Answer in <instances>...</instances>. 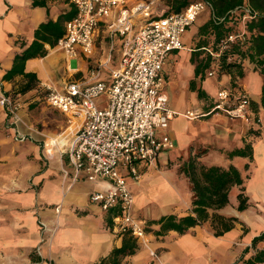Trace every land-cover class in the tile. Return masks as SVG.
Returning a JSON list of instances; mask_svg holds the SVG:
<instances>
[{"label": "crops", "instance_id": "1", "mask_svg": "<svg viewBox=\"0 0 264 264\" xmlns=\"http://www.w3.org/2000/svg\"><path fill=\"white\" fill-rule=\"evenodd\" d=\"M70 6L73 7L70 0H47L45 5H32L31 0H0V93H10L14 81L19 80L22 84L26 81L20 73L9 79L2 76L10 67L13 55L30 42L38 23L47 18L54 20ZM208 16L209 7H206L204 16L192 25L189 43L181 39L182 46L170 50L162 65L163 90L173 109L196 107L205 110L215 90L229 84L225 73L205 74L210 66L209 55L202 44L197 46L198 42L190 37ZM109 40L100 23L90 55L81 51L67 55L55 44L44 43L45 52L26 58L23 70L33 72L37 82L49 79L58 87L69 80L85 79L92 66H98V77L106 79L109 69L117 65L121 44L117 34L111 37V46ZM113 50L117 51L116 56L112 54ZM205 60L207 64L194 73L195 64ZM253 66L251 62L244 64L239 82L248 94L251 108L259 116L257 133L248 131L249 127L243 121L228 118L221 112L194 119L174 115L161 130L170 136L173 147L164 150L162 155L158 154L156 159L158 162L165 160L167 154L172 157L182 154L183 161L191 158L204 165L233 164L242 176L241 184L229 185L227 202L209 208L208 213L232 215L236 221L217 235L212 233L210 224L205 223L209 217L182 233L173 229L156 233L159 223L155 220L160 215L187 212L185 207L189 208L192 197L190 182L179 167H165L156 173L144 170L145 165L138 161L140 179L127 178V183L134 196L133 213L143 220L147 242L143 244L136 240L138 248L121 256L119 264H147L151 258L148 253L151 246L158 253V263L152 261L151 264H230L251 237L264 229V106L260 105L263 75ZM190 80H193V87ZM34 84L21 90V95L32 92L36 88ZM197 88L203 91L202 95H197ZM169 96L174 106L169 103ZM30 101H20L19 112L24 124L17 122L12 128L0 106V264H42L47 260L49 264H94L121 240L120 234L111 229L110 211L102 210L88 200V193L103 189L105 180L84 177L72 180L65 157L63 161L56 157L38 163V145L44 140L42 135L46 134L48 127L37 128L30 121L25 112ZM78 121L74 116L64 128H55L57 133L63 132L54 138L65 144L78 127ZM45 122L48 121L42 119L41 124ZM16 130L23 133V139H15ZM245 145V150L250 149V157L228 154L230 150ZM58 160L68 169L67 175L61 173ZM240 187L247 204L237 209L236 193ZM56 204L59 206L54 209Z\"/></svg>", "mask_w": 264, "mask_h": 264}, {"label": "built area", "instance_id": "2", "mask_svg": "<svg viewBox=\"0 0 264 264\" xmlns=\"http://www.w3.org/2000/svg\"><path fill=\"white\" fill-rule=\"evenodd\" d=\"M156 1L70 0L74 13L63 21V30L55 39V47L67 55L77 51L90 55L101 23L110 46L114 34L121 38L119 60L109 69L106 79L98 77V66H92L88 77L66 81L61 87L49 79L39 82L47 105L65 114L68 121L74 116L79 120L66 144L55 139L46 144L43 140L45 156H52L54 150L60 161L65 157L72 180L80 177L105 180L103 189L88 193V200L102 210L110 211L111 229L117 233L126 232L143 244L147 242L146 231L143 220L133 213L134 196L127 178H139L138 161L145 166L155 165L159 152L173 147L170 136L157 130L165 128L174 115L194 119L211 112L239 119L252 130L258 129L260 123L239 82L240 75L235 72L237 66L242 68L250 63L247 55L236 46L246 51L250 32L245 21L253 18L256 11L242 0L234 28L218 37L212 45L201 46L210 56V66L205 74L225 73L229 84L215 90L205 110L196 107L176 110L168 105L163 90L162 65L170 50L182 46L181 36L185 29L209 5L206 0H191L178 11L160 14L154 7ZM233 18L227 17L229 22ZM102 94L105 96L103 106L99 98ZM0 106L9 127L17 122L24 124L18 98L1 92ZM14 137L21 140L24 135L16 130ZM61 170L63 175L69 173L66 167ZM58 206L56 204L54 209ZM257 248L255 251L261 250L264 254V243ZM148 253L151 258H157L153 248H149ZM42 264H49V261ZM257 264H264V255Z\"/></svg>", "mask_w": 264, "mask_h": 264}, {"label": "trees", "instance_id": "3", "mask_svg": "<svg viewBox=\"0 0 264 264\" xmlns=\"http://www.w3.org/2000/svg\"><path fill=\"white\" fill-rule=\"evenodd\" d=\"M191 0H157L155 2V10L160 14L168 11H178L182 9ZM209 5V16L197 27V32L210 34V41L200 40L197 46L212 45L218 37L234 28L242 0H206ZM251 9L256 11V15L245 21V26L250 32L249 44L246 51H241L239 47L236 49L247 55L249 61L253 62L258 71L263 75V82L260 86V105L264 106V0H246ZM47 0H31L32 5H45ZM74 8L70 6L64 12L59 13L52 20L47 18L45 21L39 22L33 30V37L30 42L25 45L19 52L15 53L12 58L10 67L4 72L2 78L9 79L15 74H22L26 81L22 84L21 90L24 91L33 86L35 74L30 71L23 70V63L26 58L42 55L45 52L44 43L53 45L55 39L62 33V21L71 17ZM234 13V14H233ZM231 15L232 22L227 17ZM222 17V19H219ZM253 30V31H252ZM208 55V54H207ZM210 59V56H209ZM84 64L87 63L83 57ZM207 64L198 61L195 64L194 73H197ZM241 66H237L235 72L241 75ZM190 86L193 87V80H190ZM203 91L197 88V95L200 96ZM250 132L257 130L248 129ZM245 147L234 148L228 154L248 155L250 157V149ZM190 182L192 197L190 205L186 213L176 215L174 213H166L160 215L155 222L159 223L156 233H161L167 229H173L178 233L184 232L189 226L198 224L206 218H210V227L212 233L217 235L229 229L236 217L212 212L208 213L209 208H217L227 202V189L231 184H241L242 176L239 170L233 165L220 166L216 164L204 165L196 163L194 159L188 158L179 165ZM237 209L246 206V196L242 193V188L236 193ZM121 236L120 244L113 246L109 252L102 256L94 264H119V259L125 254L133 253L138 248V242L134 237L126 232L119 233ZM264 237V229L250 239V244L254 245L258 240ZM248 249L247 246L242 248L238 257L230 264H257L263 258V251L257 250L253 254L243 257V252Z\"/></svg>", "mask_w": 264, "mask_h": 264}, {"label": "rangeland", "instance_id": "4", "mask_svg": "<svg viewBox=\"0 0 264 264\" xmlns=\"http://www.w3.org/2000/svg\"><path fill=\"white\" fill-rule=\"evenodd\" d=\"M204 14H205V9H203L200 13H198L195 20L182 33L181 39L183 42H185L186 44L189 43V34H190V31L192 30V25L195 24V22H198L204 16ZM190 37H191V39H194L196 41V43L199 42L200 40H203V39L205 41H210V38H211L210 34H207V33H200L199 34V32H197V30L194 32V34L190 35ZM112 54L114 56H116L117 51L113 50ZM36 82L37 81H35V84H34L36 88H34V90L32 89L31 90L32 92L28 93L27 95H24V96L21 95V92H20L21 89L20 88L22 86L21 85L22 82L19 80L14 81L12 83V86H11L9 92L12 95H14L16 98H18L19 101H26V100L31 99L30 104H27L25 112H27L30 121L35 124V127H37V128H41L43 126L48 127L47 132H45L46 134L42 135L43 139L46 142H48L49 140H51L54 137H57L61 132H63V131H61V132L57 133L56 131H54L55 128L57 130L58 129L60 130V129L64 128L67 124H69V122H68L65 114H63L57 110H54V109H52L46 105V103L42 97V90L39 86H37V84L39 85V81L37 82V84H36ZM99 98H100V105H102V106L105 105L104 94L100 95ZM168 101L171 104V106L175 105V103L173 102V99H171L170 96L168 97ZM35 119H37L36 122L33 121ZM42 119H46L48 122L47 123L45 122L43 125V124H41ZM59 125H60V127H59ZM161 130L162 129H158L157 131L160 132ZM38 146H39V150H40V157L37 158L39 164H42V162H46L47 159L51 160V159L57 157L54 150H53L52 156H50V157L45 156L43 141H40V144ZM47 146H49V145H47ZM163 153H164V150L160 151L159 155H162ZM164 159L165 160L160 159V161L156 162L155 165L145 166L144 170L159 173L165 167L172 166L175 169V167L176 168L179 167L178 165L183 161V159H185V157H183L182 154H178V155L173 156V157H172V155L167 154V156H165ZM58 162L60 165V170L62 167H65L64 163H60L59 160H58ZM61 173L63 174L62 170H61ZM140 176H141V174H140ZM140 176L138 179H140ZM174 183H176V182H174ZM178 186H182L181 183H178ZM132 187H133L132 188L133 190H137L134 186H132ZM185 210H188V206L185 207ZM208 221H210V219ZM208 221H206L205 223L209 224ZM263 243H264V237L262 239L258 240L254 245H251L250 241L245 245L243 244L244 246L248 247V249L245 252H243V254H242L243 257H246L250 254H253L255 252V250L258 249L257 247H260ZM150 248H153L156 255L158 254L157 250L154 247L151 246ZM240 253H241V251L238 254H240ZM152 261H156L158 263V258H150V260L148 261V264H151Z\"/></svg>", "mask_w": 264, "mask_h": 264}, {"label": "bare ground", "instance_id": "5", "mask_svg": "<svg viewBox=\"0 0 264 264\" xmlns=\"http://www.w3.org/2000/svg\"><path fill=\"white\" fill-rule=\"evenodd\" d=\"M54 139H55L58 143H60L59 140H57L56 138H54ZM51 140H52V139H51ZM66 143H67V142H66ZM66 143H65V144H66Z\"/></svg>", "mask_w": 264, "mask_h": 264}]
</instances>
